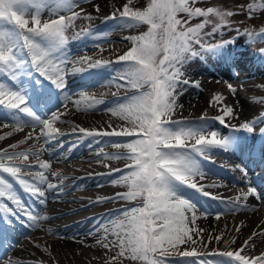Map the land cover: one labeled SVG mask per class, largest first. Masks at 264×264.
Segmentation results:
<instances>
[{"label":"snow or ice","instance_id":"6c2138e0","mask_svg":"<svg viewBox=\"0 0 264 264\" xmlns=\"http://www.w3.org/2000/svg\"><path fill=\"white\" fill-rule=\"evenodd\" d=\"M84 3L90 0H83ZM196 0H191L195 4ZM132 0H126L121 8H114L110 15L103 19L125 20L140 24L149 25L147 32L142 35L126 37L133 42V46L124 54L117 56L115 61L94 60L92 57H82L77 63L85 67L73 68L72 71L83 72L92 68H100L109 63H122L123 74L120 79L125 83L118 87L133 89L132 95L122 98L114 107L106 109L113 116L126 122L124 126H113L108 124L107 129H86L74 127L73 131L82 134L80 139L86 137H124L125 140L112 141L115 147H123L125 152L116 155H107L108 159H123L126 164L123 169L117 168L109 173H97L96 175L112 176L113 172L120 173L119 177L109 180L110 184H123L127 191L117 192L114 196L100 198L93 203H103L105 199L121 201H139L137 206L122 208L114 213L115 219L111 221L112 227L105 226L103 235L97 240L103 248L118 249L113 260L120 257H127L139 264H185L184 258H199V264H223L224 260H230L233 264H264V253L258 256L249 255L246 250L254 248L255 244L250 243L257 236H264V232L253 233L234 250L213 251L211 257H219L215 261L202 258L197 252V246L205 245L203 239L204 229L196 226V221L201 217L214 214L217 219L222 213H210L200 211L190 199L182 196L180 186L184 185L193 188L221 203L231 202L235 207H243L238 203L240 200H247L250 195L260 199V195L253 187L247 169L241 165L236 168L242 173L241 179L247 182L248 190L235 200L225 201L218 195H213L206 188H216L222 184H202L197 180L205 178L198 157L207 158L213 149L220 148L230 150L232 140L221 137L217 131L210 133L204 129L186 127L188 119L174 120L173 116L177 108L183 105L177 103L181 92H177L179 85H187L189 79L183 78L181 70L186 63L197 56L203 57L206 54L218 55L220 50L235 40L224 41L223 43H212L204 37H211L220 31L221 27L228 23L227 17L238 14L232 11H221L215 7L206 10L190 5V0H149L143 9L130 7ZM42 0H0V107L12 113L11 122L15 130H22L25 126L41 129L40 135L45 138V143L56 139L59 129L54 127V122L59 120L64 110L67 109L70 96H65L61 109L54 112L50 118L44 120L35 116V113L27 105V98L22 91L8 87L3 79L18 82V69L27 63L17 56L19 50L27 51L33 69L50 80L59 89L66 86L65 67L68 57H57L61 49L66 48L68 37L66 30L73 22L81 18L80 12L73 11L68 17L60 16L58 19L42 21L40 8ZM74 6L78 5H73ZM92 7L97 13L101 11L99 4ZM179 13H187V20L177 18ZM217 17V23L211 32H204L206 25L211 23L208 17ZM193 17H204L202 23L194 27H185L188 20ZM85 19H91L88 14ZM251 14L249 19H251ZM31 25V26H30ZM237 35L240 30L237 29ZM90 33H78L80 35ZM249 37L252 33H248ZM261 35H264L262 33ZM195 45L199 46L196 50ZM257 53L264 57V48ZM194 87H200L199 81L192 82ZM229 90L235 94L237 89L231 83ZM225 98L215 94L209 105L221 103ZM77 108L84 104L85 110L94 108L97 104L103 103L84 95L82 99L76 100ZM222 115L209 118L207 114L196 118L198 121L208 122L210 119L219 122L234 132L246 131L253 133L258 121H264V113L253 120L244 122L239 127L231 124L227 117L235 118L234 109L224 105L220 108ZM22 112L34 118V122L26 123L16 118L15 113ZM5 122L7 126L8 121ZM259 133L264 135V128ZM6 135H12L7 133ZM5 136H0V141ZM28 139H39L29 133ZM193 143H189V142ZM99 142L98 140L96 141ZM19 144H10L6 148H0V199L6 198L15 205V209L7 203H0V217L5 225L11 226L14 220H20L26 227H39L41 220L47 219L25 204L18 195L14 185L4 174L22 187L23 191L35 198L40 205H46V193L49 190L63 192V188L49 181L46 171L50 170L51 164L48 161H40L39 153L29 151H15ZM62 146V145H61ZM99 155V153H98ZM264 155V151H262ZM36 157L30 162L29 157ZM67 158V157H65ZM38 164L39 171H33L34 165ZM52 175L59 176V172ZM91 175V174H90ZM190 225H193L190 227ZM101 229L97 228L96 231ZM240 231V227L236 228ZM112 235L114 239L109 240ZM213 238L208 237L210 242ZM219 241L220 237L215 238ZM234 242V241H233ZM187 245L181 249L180 246ZM16 245H12L14 248ZM173 256L179 259H171ZM196 264V261H193Z\"/></svg>","mask_w":264,"mask_h":264},{"label":"bare ground","instance_id":"6f19581e","mask_svg":"<svg viewBox=\"0 0 264 264\" xmlns=\"http://www.w3.org/2000/svg\"><path fill=\"white\" fill-rule=\"evenodd\" d=\"M126 0H99L96 3L85 5L86 8H93V4H99L105 12L113 11L114 8L120 6ZM94 9V8H93ZM256 39V38H255ZM258 39V38H257ZM256 41V40H254ZM240 46L234 45V47L220 50L218 55L206 54L203 57L197 56L190 59L186 65L181 69L184 72V77L189 79L190 83L187 85H179L177 92H181L177 103L183 105L182 108H177L174 120L188 119L185 126L196 129L207 130L208 133L211 131H217L222 137L230 138L233 142L230 150L224 154H219L216 157L217 161L227 164L233 170L231 172L225 170L223 167L219 168L212 165L203 157H198L203 170L206 172L205 178L197 180L202 184H222L225 186L216 188H206V191L215 192L219 197H223L225 201H229L230 198L235 199L236 197L242 196V193L248 190V184L244 183L242 179L238 178L233 172L241 173L236 168V161H232L233 157L239 159L242 163L243 168H252L259 166L264 163V135L259 133L260 128H264V121H258L255 125V131L249 133L246 131L234 132L233 130L225 127L224 125L210 119L208 122L198 121L197 117L203 115V112L208 108L209 101L204 96V90L216 89L217 92L219 85H223V88L229 89L228 84L231 83L234 88L248 89L250 92H255L256 89L264 88V57H261L257 52L255 56L250 55L249 52L242 54L239 51ZM208 55V56H207ZM236 70L243 72L242 77L235 75ZM115 72L111 70H105L104 67L97 68L92 71L85 73L68 71L65 79L67 80L66 86L63 89L47 88L46 86L41 88H33L31 81L23 78L19 81L20 84H14L10 82L11 88L19 90L20 88L23 94L27 98V105L36 117L40 119H48L50 116L61 109L64 104V97L70 96V100L67 104V109L64 110V114H68L71 108H77L75 105L76 99L74 95H79L80 99L84 95L90 98L97 97L94 95V90L111 95L103 103L97 104L94 108L85 110V107H80L79 110H83L88 115H85L79 122L69 121L68 118L60 117L59 120L62 124H73V126H79L86 129H104L111 123L113 126H124L126 123H119L118 117L113 116L111 112L106 109L114 107L116 103L120 102L123 97L132 95L133 89L127 87H118L120 84L119 79L112 76ZM79 75V76H77ZM191 76L199 78L200 87H194ZM237 78V81L226 83L224 80ZM198 80V81H199ZM258 80V81H256ZM186 90V91H185ZM222 90L215 94H222ZM79 99V100H80ZM102 99V98H99ZM264 95L254 94L252 100H247L241 95H233L228 100L227 106H231L234 109L235 118L227 117V120L231 121V124L239 127L240 124L253 120V111L262 110L264 107ZM222 106H214L212 112L220 109ZM264 110V109H263ZM262 110V113L264 111ZM0 110V120L8 121L7 126L3 125V132L1 136H5V139L0 141V148H6L10 144H19L20 140H25L29 133L33 136H39V139H28L22 145H30L29 148H17L15 151H35L39 153L40 161H48L51 164L50 170L46 171V175L50 182L57 184L63 188V192L58 190H49L46 193L47 203L46 205H40L38 201L25 193L18 185L4 174L6 178L13 183L15 190L18 195L21 196L22 200L28 205L34 212H38L41 216L47 217V219L39 222V227L29 228L26 230L17 222L13 221L11 226L5 225L3 222L0 224L2 227L3 235L8 240L10 239L11 244L8 248H4L0 252V264H112L116 262H123L128 264L131 259L127 257H120L119 259L113 260L116 256L118 249L103 248L97 243V240L104 234L103 228L105 226L111 228V221L115 219L114 213L118 212L122 208H131L137 206L139 201H121V200H109L105 199L103 203H93L98 201L100 198H108L114 196L118 189L127 187L123 184L113 185L109 183L115 174L112 176L108 175H96L97 173L85 174L86 169L82 167H76L77 170L83 171L81 174H71V171H64V166L69 164L70 161L83 157V167L92 170L95 167H110L115 162L123 163V159H108L107 155H116L123 153L126 150L123 147H115L112 141L125 140L128 138L124 137H86L82 140L80 137L82 134L78 130L73 131L67 130L66 128H58L55 123L54 127L59 129V133L56 134L57 138L51 140L49 143H45V138L40 135L41 129L36 127L32 131L27 130L25 126L22 130H15V125L11 122L12 113L7 114ZM71 112V111H70ZM74 114V113H73ZM222 115V112L220 113ZM17 119L31 123L34 122L33 117H29L27 114L22 112L15 113ZM71 116V113L69 114ZM121 122V120H120ZM210 126V127H209ZM5 130V131H4ZM27 130V131H26ZM233 131V132H232ZM12 135H6L7 133ZM226 134V135H225ZM224 135V136H223ZM250 138L254 141L250 143ZM99 141L98 143L96 141ZM193 143V142H192ZM240 144V146H237ZM62 145V146H61ZM73 146V148H69ZM101 148L98 153H94L89 156V152L93 149ZM88 155V156H86ZM85 156V157H84ZM42 157V158H40ZM67 157V158H65ZM32 158V159H31ZM29 161H35L36 158L30 156ZM238 162V163H240ZM125 166V165H124ZM124 166L121 168L123 169ZM262 176L264 178V164L261 166ZM38 164L34 165L33 171H39ZM74 170V167H72ZM53 172H59V176L52 175ZM67 172H70L67 173ZM234 172V173H235ZM207 175H215L222 178V181L215 182L207 177ZM253 187L260 195V199L256 196L250 195L247 200H250V204L243 207H237L235 211H230L235 205H229L221 203L220 200L212 199L209 196L202 195L200 192L193 188L181 185L180 191L183 197L190 199L193 203L200 208V211H208L210 213H222L219 216L218 222L215 221V215L210 214L206 217H201L196 221V226L204 229L203 239L205 245L197 246V252L202 258L210 261L220 259L219 257H211L210 253L213 251H230L237 249L245 239H247L253 231L264 232V186L260 184V181H253ZM231 186L237 187L236 191L233 192ZM117 190V191H116ZM72 191H79L81 194L73 197L70 195ZM81 206L78 210H62L60 214H57L56 209H60L59 205H66L69 203H78ZM0 203H7L9 207L15 209V205L11 201H7L6 198L0 199ZM120 203H124L123 206H117ZM58 204V205H57ZM58 206V207H57ZM91 207H97L98 213L87 217L84 220H80L65 226H53L48 222H52L58 218L66 216L76 211H84L91 209ZM50 208V209H49ZM54 211V212H53ZM88 225V227H87ZM193 225H190L192 227ZM240 227V231L237 232L236 228ZM101 229L96 231V229ZM14 233H16L14 235ZM211 236L213 239L209 242L208 237ZM220 237L219 241L215 238ZM40 238V241L38 240ZM43 239V240H42ZM108 239H114L109 234ZM38 240V241H37ZM234 241V242H233ZM22 242V243H21ZM250 243H254L255 247L246 250L251 256H258L264 253V236H257ZM36 244V247L30 245ZM12 245H16L12 248ZM3 246L0 238V248ZM181 249L188 247L187 245L180 246ZM213 249V250H211ZM10 255L11 259L7 257ZM7 259L4 260L3 259ZM171 259H179L173 256ZM199 264V258H184L185 264H193V261ZM11 261V262H5ZM223 264H233L230 260H224Z\"/></svg>","mask_w":264,"mask_h":264},{"label":"rangeland","instance_id":"374dc122","mask_svg":"<svg viewBox=\"0 0 264 264\" xmlns=\"http://www.w3.org/2000/svg\"><path fill=\"white\" fill-rule=\"evenodd\" d=\"M99 0H90L88 3H84L83 0H42L43 6L40 8V14L42 21L49 20V19H58L60 16L68 17L72 14L73 11L80 12V9L83 8L85 11L81 13V18L76 19L73 24L66 30L65 35L68 37V44L66 45V48L61 49L58 53H56L57 57H63L67 56L68 60L65 65L67 72L72 70L73 68H80L85 67L84 65H81L77 63L82 57L88 56L92 57L94 60H101V61H115L117 56L124 54L127 50H129L133 46V42L129 39H125L126 37H132V36H138L142 35L143 33L147 32L149 29V25L147 24H140L135 22H129L125 20H107V22L103 19L105 16H108L111 14L112 11L105 12L103 8H101V11L97 13L95 9L93 8H86L85 5L96 3ZM126 2V1H125ZM124 2V3H125ZM124 3L120 4L119 7L122 10V6ZM149 3V0H132V4L130 7L133 9H143L147 6ZM73 5H78L74 6ZM190 5L193 7H199L203 9H207L209 7H215L220 9L221 11H232L234 13H238L235 15H232L230 17H227L228 23L223 25L220 29V31L214 33L211 37L205 36L204 39L208 40L212 43H223L224 41H231L235 40L234 43L228 44L226 47L228 49L234 47V45L240 46L239 51L242 52V54H246L249 52L250 55L256 53L260 48H264V35H261L264 33V0H196L195 4ZM88 14H91V19H85L83 17H86ZM251 14L252 18L249 19V15ZM177 18L184 21L188 19L187 13H179L177 15ZM211 23L206 25L204 32H211L212 28L219 23V20L217 17L210 16L208 17ZM204 20V17H193L191 20H188V23L185 25V27H194L195 25L202 23ZM114 21V22H113ZM110 24L114 25L110 28V26H106L103 28L102 26ZM31 26V25H30ZM237 29L240 30V34L237 35ZM90 33L88 35H80L77 37L78 33ZM248 33H252V36L249 37ZM256 38V39H255ZM258 38V39H257ZM256 40V41H254ZM196 50H199V46H194ZM226 47L224 49H226ZM210 54L209 56H211ZM17 56L20 60L27 61L26 64L22 65L18 71L20 73L18 82H14L12 80H7L6 78L3 79V82L8 86L11 87L10 82H13L14 84H20L19 81L23 78H26L28 81H31L33 88H41L43 89L45 87L44 81L40 79L38 75H33L32 65L30 63V58L27 54V51H21L19 50L18 45V51ZM208 56V55H207ZM215 56V55H214ZM105 70H111L115 72V74H112L115 78L113 79H120V76L123 74L124 71V65L122 63H109L106 66H103ZM97 68H92L90 71L95 70ZM83 71L81 73L88 72ZM32 74V75H31ZM242 72H239L236 70L235 75L241 76ZM79 76V75H77ZM193 81H198L195 76H191V79ZM50 81V80H49ZM67 81V80H66ZM123 80L119 81L120 83ZM237 81V78L227 79L224 80V82L229 83ZM258 81V80H256ZM264 82V80L262 79ZM51 85L55 86L53 82H51ZM125 83V82H124ZM200 84V81H199ZM22 88L19 89L21 91ZM59 89V88H58ZM98 89L94 90V95L97 97V100L104 101L107 98H110L111 95L102 94L97 91ZM216 89H208L206 88L204 90V96L208 101H211L215 93L220 92L222 90L223 97L225 98L221 103H213L211 106L209 105L208 108L205 110L204 113L211 114L212 108L214 106H224L228 103V100L233 95H241L247 100H252L253 95H264V88L262 89H256L255 92H250L248 89H241L238 88L236 93L233 94L229 89L223 88V85L218 86L217 92H214ZM186 91V90H185ZM74 99L79 100V95H74ZM102 98V99H99ZM263 106L264 102L262 101ZM84 104H81L80 107H83ZM79 108H71L70 111H68V114L61 115L62 117L68 118L69 121L73 122H79L80 119H82L85 115H88L83 110H79ZM264 109V107H262ZM262 109V110H263ZM0 110H3L2 112H5L7 114H10L9 111L5 110L4 108L0 107ZM255 110L253 111V117H257L261 111ZM264 111V110H263ZM71 113V116L69 114ZM74 113V114H73ZM221 113L220 109L215 110L213 112V117L219 116ZM120 119V118H119ZM121 120V119H120ZM119 123H126L125 121ZM5 122H0V134L3 132V125ZM55 125L58 128H66L67 130L73 131L74 127L73 124H67V122H63V124L60 121H55ZM210 127V126H209ZM107 129V128H104ZM28 131L34 130L32 127H27ZM26 130V131H27ZM5 131V130H4ZM2 135V134H1ZM0 135V136H1ZM29 148L30 145H22L18 148ZM101 148H96L91 150L89 153L92 152H99ZM126 150V149H122ZM42 158V157H40ZM211 163V162H210ZM215 163L219 164L221 167L226 169L227 171H232L233 169L230 168L227 164L215 161ZM121 164H126V161L124 163H117L115 162L114 165L110 167H95L92 170H89V168L86 169L84 172L85 174H94L99 172H107L109 173L113 169L122 168ZM212 165L217 166L214 163H211ZM83 163L79 162V166H82ZM69 171V170H67ZM74 174H81L84 173L83 171L77 170L76 167H74V170L72 171ZM71 172V173H72ZM235 172V171H234ZM238 178L241 179V173H234ZM116 173V172H113ZM120 174H115L114 177H119ZM232 190L234 191L235 188L233 187ZM117 191V190H116ZM118 191L124 192L127 191L125 188L118 189ZM81 194L79 191H72L70 193L71 196H77ZM216 223L218 222V219L215 217ZM88 227V225H87ZM40 241V238L38 239ZM37 240V241H38ZM43 240V239H42ZM22 243V242H21ZM31 247H36V244L30 245ZM213 250V249H211ZM3 260H7L6 258ZM112 264H126L123 262H116ZM128 264H139L138 261H128Z\"/></svg>","mask_w":264,"mask_h":264},{"label":"trees","instance_id":"16d2710c","mask_svg":"<svg viewBox=\"0 0 264 264\" xmlns=\"http://www.w3.org/2000/svg\"><path fill=\"white\" fill-rule=\"evenodd\" d=\"M113 22H114V21H113ZM108 25L110 26V28L114 26V25L106 24V25H104V26H102V27L105 28V27L108 26Z\"/></svg>","mask_w":264,"mask_h":264}]
</instances>
